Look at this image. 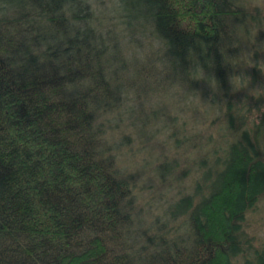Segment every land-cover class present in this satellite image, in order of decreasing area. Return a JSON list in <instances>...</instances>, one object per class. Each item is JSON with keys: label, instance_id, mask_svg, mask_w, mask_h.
<instances>
[{"label": "trees", "instance_id": "1", "mask_svg": "<svg viewBox=\"0 0 264 264\" xmlns=\"http://www.w3.org/2000/svg\"><path fill=\"white\" fill-rule=\"evenodd\" d=\"M87 1L0 0V264H264L244 229L264 198V11L116 0L125 29L158 43L147 61L203 84L232 136L193 194L136 237L134 180L103 118L154 69L129 67Z\"/></svg>", "mask_w": 264, "mask_h": 264}, {"label": "rangeland", "instance_id": "2", "mask_svg": "<svg viewBox=\"0 0 264 264\" xmlns=\"http://www.w3.org/2000/svg\"><path fill=\"white\" fill-rule=\"evenodd\" d=\"M87 2L93 25L108 32L110 45L118 42L129 67L154 69L152 77L144 76L147 88L123 95L116 112L103 118L117 165L134 180L138 221L133 232L136 237L143 232L150 235L149 226L163 222L172 202L193 194L200 169L222 155L232 136L225 133L223 113L209 106L203 84L166 79L160 76L158 59L147 61L159 49L158 43L147 31L125 29L116 0ZM243 3L249 10L264 11V0ZM244 229L256 246L264 245V198L246 214Z\"/></svg>", "mask_w": 264, "mask_h": 264}]
</instances>
